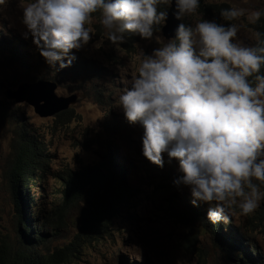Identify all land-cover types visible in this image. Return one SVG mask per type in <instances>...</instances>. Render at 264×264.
Listing matches in <instances>:
<instances>
[{
  "label": "rangeland",
  "instance_id": "obj_1",
  "mask_svg": "<svg viewBox=\"0 0 264 264\" xmlns=\"http://www.w3.org/2000/svg\"><path fill=\"white\" fill-rule=\"evenodd\" d=\"M26 2L5 0L0 5V239L19 247L23 234L31 233L24 222L22 227L18 224V189L8 177L13 145L24 135L44 148L48 161L37 181L29 182L30 188L21 192L34 201L26 208L33 237L37 231L49 232L45 243L31 248L39 256L49 258L60 252L58 259H69L68 264H235L238 255L245 257L242 249L236 254L226 252L216 235L187 208L194 198L187 186L174 184L182 175L177 160L169 161L167 154H162L164 164L158 167L142 155L143 129L139 124L130 125L119 107V96L130 88L129 82L136 75L141 51L151 55L160 46L156 36L167 41L162 35L164 22L154 27L152 39L125 34L123 43L113 45L99 24V14H93L88 26L94 35L88 45L80 51L72 50L76 59L70 67L59 69L57 65L53 69L39 55L31 37L26 40L21 34V6ZM200 2L264 10V0ZM202 18L214 20L197 9L183 23L194 24ZM232 23L238 25V40L248 45L256 43L257 32L245 17ZM99 40L103 45L96 49L94 44ZM41 80L56 82L60 97H77L69 108L74 118L60 124L57 115L40 117L33 106L38 97L26 89L21 92L20 103L6 97L8 89L17 90ZM118 165L126 169L122 174ZM86 174H97L110 182L120 180L121 175L134 192L132 206L111 220L102 238L90 232L78 238L83 221L93 217L97 205V180L85 189L84 198L75 195L78 200L73 197L66 202L64 196L67 183ZM195 205L204 210L210 207L200 201ZM229 224L256 263L264 264V199L247 216H241L234 207ZM228 231L224 227V232Z\"/></svg>",
  "mask_w": 264,
  "mask_h": 264
},
{
  "label": "clouds",
  "instance_id": "obj_2",
  "mask_svg": "<svg viewBox=\"0 0 264 264\" xmlns=\"http://www.w3.org/2000/svg\"><path fill=\"white\" fill-rule=\"evenodd\" d=\"M172 3L27 0L21 6V34L31 37L50 68L64 69L76 59L72 50L86 47L94 35L88 26L93 14H99L105 37L114 45L123 43L125 34L152 39L154 27L167 16L157 6ZM174 3V18L182 21L174 38L156 36L160 46L151 55L141 51L136 75L118 103L127 122L143 129L142 155L158 167L164 164L162 154L177 160L182 175L174 184L190 189L194 206L196 201L210 205V224L227 225L234 207L247 216L264 199V40L257 33L255 44H245L237 39L238 25L230 23L245 17L255 24L264 10L233 6L219 13L229 23L202 18L185 24L200 0ZM102 45L99 40L94 48Z\"/></svg>",
  "mask_w": 264,
  "mask_h": 264
},
{
  "label": "trees",
  "instance_id": "obj_3",
  "mask_svg": "<svg viewBox=\"0 0 264 264\" xmlns=\"http://www.w3.org/2000/svg\"><path fill=\"white\" fill-rule=\"evenodd\" d=\"M229 7L230 6L225 3L213 4L200 2L198 10L200 14L220 23L222 20L219 16L220 10ZM167 9L168 4H160L157 6L158 11L167 12ZM162 22L163 21H161V23ZM232 22L233 21L230 23ZM226 23L229 22L225 21V24ZM252 28L260 34L259 39L264 40V15L261 16L257 23L252 25ZM261 74H264V68H262ZM71 118H74V112L73 110H68L57 115V122L65 124ZM13 149L14 157L8 167V177L10 178L14 189H18V192L15 195V204L19 214L18 224L22 227L23 224L21 222H24L25 229L29 230L31 233L29 236L23 234L24 238L19 247L12 246L8 242L0 239V264H68L70 263L69 259H66L63 262L58 259L60 252H57L49 258H44L31 249L38 243H45V237L49 235V232H46L45 230L43 233L37 231L33 237V229L30 226L32 219L26 214V208L30 202L34 201H30L27 195L26 198L22 196L21 192L27 191L30 188L29 182L33 181L35 183V180L37 181L36 177L40 174L39 172H43L47 167L48 161L45 159V150L36 142L25 139L24 135H22L21 139L13 145ZM117 170L122 174V171H125L126 169L124 166L118 165ZM38 179L41 181L43 177H39ZM94 179L97 180L96 189L99 195L98 201L94 209L93 217L84 220L82 223L78 236L80 239L89 232L93 235H97L98 238H102L111 220L125 208H130L135 201L134 192L131 187L129 188V184L123 176L120 175V180L110 182L100 179L97 174H86L81 180H72L67 183L68 186L64 192L66 202L71 201L73 197L78 200V197H75V195L84 198L85 189L87 187L90 188L93 185ZM187 208L199 216V220L203 223L206 229H209V231H212V233L216 235L219 245H222L221 247L226 252L236 254L242 249L245 257L239 253L241 256H237L235 264H257L256 259L251 256L248 247L243 244L239 235L236 232L231 231L230 224L225 225L222 222L217 225L210 224L206 219L207 210H204L202 206L188 204ZM43 226L45 229V223ZM224 227H227L229 231L224 232Z\"/></svg>",
  "mask_w": 264,
  "mask_h": 264
},
{
  "label": "water",
  "instance_id": "obj_4",
  "mask_svg": "<svg viewBox=\"0 0 264 264\" xmlns=\"http://www.w3.org/2000/svg\"><path fill=\"white\" fill-rule=\"evenodd\" d=\"M175 10V3L170 5L167 11L166 19L162 27V35L165 40L174 38V33L177 25L182 23L174 18L173 12ZM56 82L50 81H37L33 84H23L17 90L8 89L6 91V97L9 100H14L16 103L22 102L21 92L28 90L31 95L38 97L33 102L35 113L42 118L55 116L59 113L68 111L71 105L77 101L76 96L72 97H60L57 95Z\"/></svg>",
  "mask_w": 264,
  "mask_h": 264
}]
</instances>
